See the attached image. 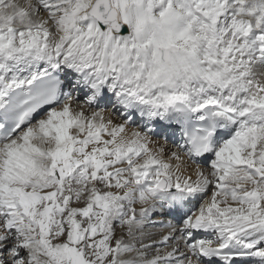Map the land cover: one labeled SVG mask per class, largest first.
Instances as JSON below:
<instances>
[{
    "label": "snow or ice",
    "instance_id": "6c2138e0",
    "mask_svg": "<svg viewBox=\"0 0 264 264\" xmlns=\"http://www.w3.org/2000/svg\"><path fill=\"white\" fill-rule=\"evenodd\" d=\"M0 264H264V0H0Z\"/></svg>",
    "mask_w": 264,
    "mask_h": 264
}]
</instances>
